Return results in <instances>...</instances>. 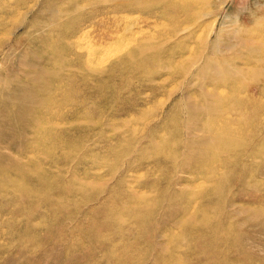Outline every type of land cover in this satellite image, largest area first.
<instances>
[{
  "label": "rangeland",
  "instance_id": "obj_1",
  "mask_svg": "<svg viewBox=\"0 0 264 264\" xmlns=\"http://www.w3.org/2000/svg\"><path fill=\"white\" fill-rule=\"evenodd\" d=\"M262 47L264 0H0V264H264Z\"/></svg>",
  "mask_w": 264,
  "mask_h": 264
},
{
  "label": "bare ground",
  "instance_id": "obj_2",
  "mask_svg": "<svg viewBox=\"0 0 264 264\" xmlns=\"http://www.w3.org/2000/svg\"><path fill=\"white\" fill-rule=\"evenodd\" d=\"M192 1V0H191ZM188 2H189V0H188ZM191 3V2H190ZM263 48V47H262ZM264 49V48H263ZM250 70V69H249ZM236 88H238V87H236ZM263 95V94H262ZM250 100V99H249ZM232 105V104H231ZM246 106V105H245Z\"/></svg>",
  "mask_w": 264,
  "mask_h": 264
}]
</instances>
